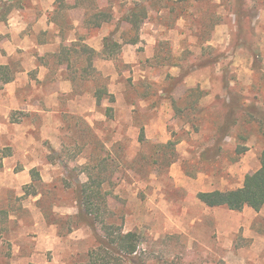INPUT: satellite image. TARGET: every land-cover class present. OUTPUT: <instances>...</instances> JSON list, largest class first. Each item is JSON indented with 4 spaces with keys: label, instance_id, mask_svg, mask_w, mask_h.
Segmentation results:
<instances>
[{
    "label": "rangeland",
    "instance_id": "obj_1",
    "mask_svg": "<svg viewBox=\"0 0 264 264\" xmlns=\"http://www.w3.org/2000/svg\"><path fill=\"white\" fill-rule=\"evenodd\" d=\"M139 2L148 18L139 43L128 45L124 17ZM97 12L109 19L98 29ZM0 15L4 72L13 81L24 73L22 95L35 98L40 82H73V92L43 107L46 120L0 109V150L11 151L0 161L8 185L0 188V264H86L97 243L76 218V190L89 178L100 184L102 220L139 234L138 264H264V206L234 212L196 198L238 189L260 168L264 0H0ZM80 18L84 31L74 34ZM51 20L62 38L121 46L112 59L97 52V73L73 53L60 75L51 53L38 56L41 41L58 50L55 35L43 33ZM43 62L51 76L39 81L33 68ZM7 76L0 72V87Z\"/></svg>",
    "mask_w": 264,
    "mask_h": 264
},
{
    "label": "trees",
    "instance_id": "obj_2",
    "mask_svg": "<svg viewBox=\"0 0 264 264\" xmlns=\"http://www.w3.org/2000/svg\"><path fill=\"white\" fill-rule=\"evenodd\" d=\"M12 9L13 6L9 5L8 12ZM147 18V8L140 2L128 11L124 17L125 22L129 25V30L126 32L125 37L130 38L126 39L125 43L135 45L139 42L140 38L138 33L141 25ZM3 19L0 15V22ZM120 46L121 44L105 38L102 56L106 59H112L114 56L113 53ZM73 53L85 62L87 69H92L94 73H97L93 67V60L97 55L96 51L84 44H73L70 48L62 46L59 56L67 62L68 70L73 67L69 59ZM6 67L0 66V72L3 76H7V73L4 72ZM87 69L83 68V72H88ZM184 77L182 75L179 78H173V81L178 83ZM12 81L13 77L8 76L3 80L5 84ZM101 93V90L95 93L96 105L98 107L101 105ZM107 109V111H110L111 108ZM142 140L143 138L140 139V142ZM10 156V148L0 150V161ZM1 168L2 164L0 163V170ZM34 175L35 180L39 179L35 171ZM99 185V182H90L89 178L86 183L79 186V189L76 190L77 200L80 204V210L76 218L81 225L89 227L92 230L96 236L97 243V246L88 252V262L86 264H138L134 258L138 254V248L141 242L140 236L135 231L123 232L121 227L115 226L112 223L108 224L102 220L101 206L98 203L101 196ZM196 198L208 208H225L230 211L241 212L245 207H248L255 212H259L264 206V151L260 156V168L244 177L242 187L228 191L215 190L201 192L197 194ZM98 230L103 235H99Z\"/></svg>",
    "mask_w": 264,
    "mask_h": 264
},
{
    "label": "crops",
    "instance_id": "obj_3",
    "mask_svg": "<svg viewBox=\"0 0 264 264\" xmlns=\"http://www.w3.org/2000/svg\"><path fill=\"white\" fill-rule=\"evenodd\" d=\"M64 2L69 5L72 6L75 4L76 0H64ZM82 6H77L76 10H79L80 12H82ZM85 11H87V8H84ZM54 10H58L57 7L54 8ZM53 10V11H54ZM98 14H96L97 16V25L95 26L96 29H98L99 27H101V25L103 26L104 22H108L109 19H106L107 14L103 13V12H97ZM86 16V14H85ZM108 17V16H107ZM83 18V16H82ZM48 21V19H46ZM19 20L16 21V23H18ZM85 21H82L81 18L80 20H75L73 21V32L74 34L76 33L77 30H83V26L85 25ZM20 23H23V21H20ZM41 23V21H40ZM49 28H46L47 30H43V33H46V31L49 32V34H53L55 35V47L56 49H60L62 46L70 48L73 44L76 43H81L84 45H87L88 47H90L91 49H93L94 51L100 52V50H103V46H104V39L101 41L100 45L98 46H94L92 44V41L90 42L88 39L79 36V38H77V36L73 35V36H68L66 38L65 37H61V35H63V31L62 29L58 26L57 23H55V21L51 20L49 21ZM99 24V25H98ZM80 26V27H79ZM99 26V27H97ZM85 32H87V30L85 29ZM87 35V34H86ZM94 42V41H93ZM49 42H39L37 43V46L39 47L38 53H39V57H41V59H44L45 57H47V55H50L48 53H51V55L55 58V63L56 66L59 68V73L60 75H62L61 73L63 72H69L68 70V65L67 62L64 61L63 58H61L58 54V50L57 52L52 51L50 52V50H48ZM95 43V42H94ZM103 43V45H102ZM139 43V42H138ZM137 43V44H138ZM119 44V43H118ZM127 44V43H126ZM135 44V45H137ZM128 45H132V44H128ZM11 47L13 46L10 45ZM14 46L19 47L18 44H15ZM52 46V45H51ZM10 47V48H11ZM9 48V49H10ZM3 55L0 56V66H7V61L3 60ZM98 61H95V66L96 68L98 67L97 64H100ZM94 66V67H95ZM33 69H36V71H38V76L37 79L39 81H44L45 78L50 77L51 75V67L46 63H40L36 66H34ZM19 77H21V79L24 77V73H17V79L16 81H13L11 83H6V84H2V86L0 87V109L1 108H7L6 106H8L9 109H20L23 111H26L27 113H29L30 115H33L31 113H39L42 115H45V120L49 117L47 114H45L46 112L44 111V106L47 107L48 103L54 98V102L53 105H56L55 99H56V95L59 93H71L73 92V87H72V81H64V82H59V84H54L52 83V85L50 84H46L44 82H40L37 86L33 85L31 86L33 92L36 93V97H28L25 95H22V86L17 82L19 80ZM50 83V82H49ZM25 93V92H23ZM33 100V102H32ZM16 129L18 127V125H15ZM3 128V125L0 123V129ZM24 129H32L31 124H29L28 126L26 125V127H23ZM1 132V130H0ZM2 135H4V132H1ZM16 136V135H15ZM18 141H20L19 137ZM24 139L25 140H31L30 136L24 135ZM15 141V140H14ZM17 143V142H15ZM4 147V146H3ZM8 158V157H7ZM13 158V157H12ZM5 163V162H4ZM5 176V174H1L0 172V180H2V178ZM8 185L4 184V183H0V188H7Z\"/></svg>",
    "mask_w": 264,
    "mask_h": 264
}]
</instances>
